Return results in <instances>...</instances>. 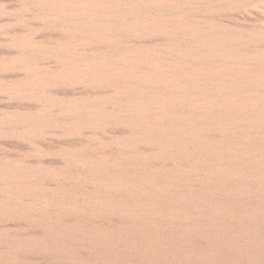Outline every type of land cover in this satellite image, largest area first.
<instances>
[{
    "label": "rangeland",
    "instance_id": "obj_1",
    "mask_svg": "<svg viewBox=\"0 0 264 264\" xmlns=\"http://www.w3.org/2000/svg\"><path fill=\"white\" fill-rule=\"evenodd\" d=\"M91 1L122 16L140 3L172 2L147 13L172 27L198 29V35L115 30L112 41L96 38L88 21L73 15ZM122 58L137 60L136 67ZM154 60L204 67L202 84L223 88L227 109L208 115L203 127L226 126L229 155L216 166L226 170V193H218L222 187L217 193L125 191L153 172H186L196 179L208 170L143 148L120 156L134 134L132 121L146 109L143 100L133 101L130 88L141 84L149 92L141 74ZM223 69V76L206 73ZM262 99L264 0H0V264H41L37 240L49 235L81 245L83 258L131 253L124 243L97 246V227L151 226L155 234L165 227L196 245L206 241L189 224L141 216L170 210L211 216L195 224L223 228L227 264H264V180H258L264 171L253 154V118L264 112ZM121 158L143 167L107 168ZM115 181L127 183L114 187ZM40 214L62 223L40 222Z\"/></svg>",
    "mask_w": 264,
    "mask_h": 264
},
{
    "label": "bare ground",
    "instance_id": "obj_2",
    "mask_svg": "<svg viewBox=\"0 0 264 264\" xmlns=\"http://www.w3.org/2000/svg\"><path fill=\"white\" fill-rule=\"evenodd\" d=\"M171 5L172 2L168 1L140 3L138 9H133L127 16H122L111 12L102 2L91 1L77 6L73 15L88 21L95 30L92 31L94 37L110 41L114 40L115 30L168 31L174 35L180 33L198 35V32L195 34L198 29L172 27L171 24L162 22L147 13L150 8L162 9V7L168 8ZM130 16L133 19L128 22ZM112 21H114V26H112ZM197 51L202 53L200 48ZM122 60L128 64L131 63L132 70L136 67L137 60L130 58H122ZM122 60L119 59L122 62L120 65L123 66ZM148 67L149 73L141 74V77H144L146 84L149 85V92L139 83L130 88L134 97L133 101L143 100L142 105L146 109L143 113L136 115L132 121L134 134L128 137V142L123 147L120 156H126L129 148H143L153 151L160 157L182 159L188 165L204 164L208 170L204 172V178L197 177L196 179H190L191 177L186 172L182 174L170 172L166 175L153 172L152 175L143 178L142 185L124 186L125 191L128 193H217L216 188L222 187L218 193H226L223 189L225 181L222 178L226 170L222 167L216 168L217 162H224L229 155L226 144V126L220 123L215 131L203 127L208 115L224 113L227 109L228 100L223 96V88L221 86L211 88L202 84L201 75L205 73L204 67L199 68L193 65L183 67L180 64L177 65L175 61L165 60H154ZM81 73L86 74L87 72L81 71ZM206 73L223 76L225 71L223 69L218 72L206 71ZM198 93L200 95H197ZM146 96L150 97V100L145 99ZM261 102L264 103V100L262 99ZM253 120L258 124V151L253 154H255L258 169L264 171V112L255 115ZM127 159L121 158L112 162L107 168L119 171L124 166H127L126 168L143 167L138 163L128 164ZM144 165L147 168L150 167V163ZM259 179L264 180V176H258ZM117 183L125 185L127 182L115 181L113 182L114 187ZM141 216L145 219L154 217L164 222L189 224L190 228L200 232L206 241L198 242L199 244L196 245V242L188 239L183 233L176 235L165 227L159 229L162 234L153 233L154 228L151 226L128 227L122 231L97 227L92 237V241L94 240L97 246L119 247L124 243L131 247V253L122 251L120 254L101 252L95 255L91 253L88 258H83L81 257V245L62 240L63 238H54L48 234L49 237L44 236L37 240V245L43 254L41 264H56L60 262V259L63 260L62 264H167L166 257L178 264H227V258L223 253L227 246L222 234L223 228L215 224H195L211 216L181 210L155 212L151 215L143 212ZM36 220L43 223L50 221L62 223V218L44 214L38 215ZM50 233L55 234V231H50ZM3 243L0 242L1 247ZM84 252L87 253V251Z\"/></svg>",
    "mask_w": 264,
    "mask_h": 264
}]
</instances>
